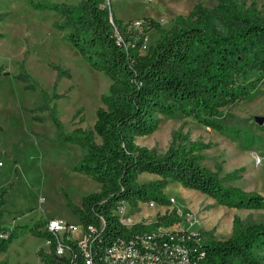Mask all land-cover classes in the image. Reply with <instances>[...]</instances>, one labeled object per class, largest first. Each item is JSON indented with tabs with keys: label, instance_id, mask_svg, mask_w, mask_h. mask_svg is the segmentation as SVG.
I'll return each instance as SVG.
<instances>
[{
	"label": "trees",
	"instance_id": "obj_1",
	"mask_svg": "<svg viewBox=\"0 0 264 264\" xmlns=\"http://www.w3.org/2000/svg\"><path fill=\"white\" fill-rule=\"evenodd\" d=\"M51 7L61 15L56 26L66 30L67 40L92 68L110 79L107 92L100 95L101 104L91 126H76L65 132L47 95L39 107L48 110L56 129L55 139L80 148L72 169L99 183L97 190L81 196L79 204L66 197V205L83 229L87 232L89 226L94 228L87 242L91 264H102L106 247L118 237L179 220L177 211L171 209L151 222H138L127 228L114 213L122 201L130 209L149 200L169 204L162 189L170 181L228 207L264 208V193L225 184L237 179L241 168L219 177L220 166L212 170L202 163L209 143L191 140L179 131L173 133L162 153L136 142V136L150 134L157 128L158 115L190 116L214 130L233 133L242 144L246 138L252 139L253 133L231 123V115L223 108L241 100L250 101L263 92L264 8L245 0H217L211 7L196 3L186 15H177L168 29L153 18L144 17L139 29L130 32L126 25L131 20L116 18L110 0H77L71 5L52 3ZM144 26L154 28L158 37L141 52ZM115 29L122 42H118ZM2 73L7 71L0 69ZM63 73L68 74L58 69L57 78ZM18 76L31 78L27 72ZM33 86L34 83L26 85ZM142 172L158 179L139 182ZM6 191L7 187L0 189V250L29 230L51 238L48 250L37 251L43 263L85 264L76 241L64 239L72 260L55 253L52 236L40 230L43 221L13 227L2 224L1 206ZM213 231L200 230L201 239L193 249L203 250L204 255L197 258L196 264H264V221L251 222L234 215L229 236L217 239ZM188 243L192 244L191 239ZM0 264L7 262L1 260Z\"/></svg>",
	"mask_w": 264,
	"mask_h": 264
},
{
	"label": "rangeland",
	"instance_id": "obj_2",
	"mask_svg": "<svg viewBox=\"0 0 264 264\" xmlns=\"http://www.w3.org/2000/svg\"><path fill=\"white\" fill-rule=\"evenodd\" d=\"M217 0H110L114 16L123 22L151 17L168 29L177 15H186L196 3L211 7ZM77 0H0V189L5 203L1 206V223L32 225L56 216L77 221L66 205L68 196L79 204L81 196L99 188V183L72 169L81 150L78 146L56 140V129L48 110H42L45 95L55 107L63 130L91 126L95 110L101 104L100 95L107 92L110 79L92 68L84 56L65 37L56 23L60 13L52 3L74 4ZM264 8V0H245ZM144 52L157 37L154 28H142ZM57 66V67H56ZM67 71L57 78V71ZM27 72L25 80L18 75ZM34 83L33 87H26ZM263 92L250 101L241 100L223 108L231 115V123L253 133L242 144L233 133L220 132L198 123L190 116L158 115V126L150 134L136 136V142L164 152L175 131L189 139L210 144L203 151L202 163L212 170L220 166L219 177L241 168L239 177L225 181L244 190L264 193V121L258 125L255 115H264ZM77 109L80 113L72 118ZM82 115V116H80ZM37 117H42L39 120ZM233 125V124H232ZM262 126L263 128H259ZM239 127V126H238ZM236 128V127H234ZM260 162H256V156ZM158 177L142 172L139 182H152ZM169 204L148 206L139 202L129 209L132 221H153L159 215L175 209L184 219L191 215L200 228H213V236L224 239L231 232L232 217L251 222L264 221V208H237L219 204L208 195L170 181L162 189ZM75 232L74 235H77ZM48 250L46 238L25 230L0 250V261L7 264H45L37 251Z\"/></svg>",
	"mask_w": 264,
	"mask_h": 264
},
{
	"label": "built area",
	"instance_id": "obj_3",
	"mask_svg": "<svg viewBox=\"0 0 264 264\" xmlns=\"http://www.w3.org/2000/svg\"><path fill=\"white\" fill-rule=\"evenodd\" d=\"M112 22V21H111ZM142 19H132L126 28L132 32L138 30ZM118 42H122L121 34L115 29ZM255 161L260 162L257 155ZM155 201H147L148 206H153ZM130 206L122 201L118 204L114 213L119 221L127 228L141 221H132L129 215ZM151 221H142L146 223ZM198 220L187 215L185 220L180 219L171 225H157L150 229H141L129 236H120L108 245L103 253L102 264H196V260L204 255L203 250L193 249L201 239ZM41 231H47L55 243L57 255L71 257L69 245H65L64 239L76 241L83 253L85 264H91L88 240L92 226L86 232L79 221H69L56 216L47 217L40 226ZM78 232L77 235H74ZM191 239L192 244L188 243ZM48 246L51 238H46ZM75 264V263H74Z\"/></svg>",
	"mask_w": 264,
	"mask_h": 264
},
{
	"label": "water",
	"instance_id": "obj_4",
	"mask_svg": "<svg viewBox=\"0 0 264 264\" xmlns=\"http://www.w3.org/2000/svg\"><path fill=\"white\" fill-rule=\"evenodd\" d=\"M254 120L258 125H261L264 121V115H255Z\"/></svg>",
	"mask_w": 264,
	"mask_h": 264
},
{
	"label": "crops",
	"instance_id": "obj_5",
	"mask_svg": "<svg viewBox=\"0 0 264 264\" xmlns=\"http://www.w3.org/2000/svg\"><path fill=\"white\" fill-rule=\"evenodd\" d=\"M76 220H77V218H76ZM73 221H75V220H73ZM78 221V220H77Z\"/></svg>",
	"mask_w": 264,
	"mask_h": 264
}]
</instances>
